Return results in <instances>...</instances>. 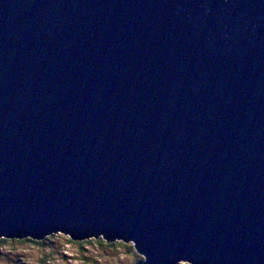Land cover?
Here are the masks:
<instances>
[{"label": "water", "instance_id": "water-1", "mask_svg": "<svg viewBox=\"0 0 264 264\" xmlns=\"http://www.w3.org/2000/svg\"><path fill=\"white\" fill-rule=\"evenodd\" d=\"M264 264V0H0V236Z\"/></svg>", "mask_w": 264, "mask_h": 264}, {"label": "rangeland", "instance_id": "rangeland-1", "mask_svg": "<svg viewBox=\"0 0 264 264\" xmlns=\"http://www.w3.org/2000/svg\"><path fill=\"white\" fill-rule=\"evenodd\" d=\"M45 236L36 239H43L44 247L26 241L0 245V264H133L139 258L142 260V254L131 242H108L100 236L90 237V241L86 242L89 238L72 239L61 231L48 239H44ZM177 264L189 263L178 261Z\"/></svg>", "mask_w": 264, "mask_h": 264}, {"label": "trees", "instance_id": "trees-1", "mask_svg": "<svg viewBox=\"0 0 264 264\" xmlns=\"http://www.w3.org/2000/svg\"><path fill=\"white\" fill-rule=\"evenodd\" d=\"M49 236H53V234L49 235ZM49 236H45L44 239H48ZM91 238L87 239L86 242H89ZM12 241H18V242H28L31 245L37 246V247H44V240H36V239H32L29 237H22V238H0V245L4 246V243H10ZM93 241V240H91ZM99 241V240H97ZM111 244V243H109ZM5 248V247H4ZM141 260V258H139L138 260H136L133 264H138V262ZM43 261V260H42Z\"/></svg>", "mask_w": 264, "mask_h": 264}]
</instances>
